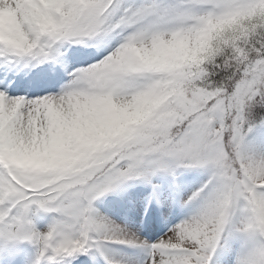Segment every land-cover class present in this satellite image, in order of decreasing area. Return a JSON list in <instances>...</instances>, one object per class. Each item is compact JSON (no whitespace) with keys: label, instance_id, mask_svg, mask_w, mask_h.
Masks as SVG:
<instances>
[{"label":"snow or ice","instance_id":"1","mask_svg":"<svg viewBox=\"0 0 264 264\" xmlns=\"http://www.w3.org/2000/svg\"><path fill=\"white\" fill-rule=\"evenodd\" d=\"M0 240L264 264V0H0Z\"/></svg>","mask_w":264,"mask_h":264},{"label":"rangeland","instance_id":"2","mask_svg":"<svg viewBox=\"0 0 264 264\" xmlns=\"http://www.w3.org/2000/svg\"><path fill=\"white\" fill-rule=\"evenodd\" d=\"M53 215L44 212L36 213L32 217L36 228L40 231L45 230ZM5 245L1 243L0 264H31L37 252L36 245L28 241L5 243Z\"/></svg>","mask_w":264,"mask_h":264},{"label":"trees","instance_id":"3","mask_svg":"<svg viewBox=\"0 0 264 264\" xmlns=\"http://www.w3.org/2000/svg\"><path fill=\"white\" fill-rule=\"evenodd\" d=\"M109 198H113V197H109ZM109 198H108V199H109ZM113 199H114V198H113ZM98 206L102 207V205H99V204H98Z\"/></svg>","mask_w":264,"mask_h":264}]
</instances>
